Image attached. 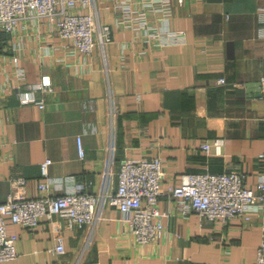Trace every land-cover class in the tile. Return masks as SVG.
<instances>
[{"label": "crops", "instance_id": "0c3cea01", "mask_svg": "<svg viewBox=\"0 0 264 264\" xmlns=\"http://www.w3.org/2000/svg\"><path fill=\"white\" fill-rule=\"evenodd\" d=\"M121 1L96 0L111 40L89 54L64 47L46 20L0 31V201L11 192L40 195L44 179L53 195L73 187L115 191L125 158L161 157L164 186L187 173L236 168L255 187L264 174V0H174L168 26L184 30L186 42L163 47L123 21ZM160 17L150 14L165 25ZM18 66L29 84L50 75L45 107L21 102ZM215 138L224 139L222 153L203 148ZM159 205L164 229L145 244L114 206H104L94 226H71L56 214L34 229L8 221L19 234L18 256L4 264L254 263L264 203L226 224L185 214L167 195ZM59 236L64 252L56 250Z\"/></svg>", "mask_w": 264, "mask_h": 264}, {"label": "built area", "instance_id": "2783aa9c", "mask_svg": "<svg viewBox=\"0 0 264 264\" xmlns=\"http://www.w3.org/2000/svg\"><path fill=\"white\" fill-rule=\"evenodd\" d=\"M120 4L123 21L132 25L144 40L158 47L186 42L184 30H172L168 26L174 0H122ZM151 13L161 14L165 25L154 23ZM25 20L48 21L61 38L62 45L78 54H89L99 44L104 48L111 40V26L101 22L96 0H0V31L16 32ZM14 60L18 62L19 57L15 56ZM17 76L20 82L16 89L21 102L45 107V94L53 89L50 75L29 84L24 68L18 66ZM261 83L264 92V76ZM223 144V138H215L204 142L203 148L208 153H222ZM78 148L80 158H84L81 136H78ZM261 155L264 157V153ZM51 162L48 158L42 163L45 178L49 175ZM165 176L164 162L159 156L125 158L121 161L119 185L115 191L92 193L73 187L53 195L49 191V182L44 179L38 182L40 195L27 197L11 192L6 200L0 201V264L18 256L19 234L8 231V221L34 229L45 218L56 214L67 219L71 226H94L104 206H114L124 213L136 240L145 244L157 241L164 229L166 212L159 205L162 195L175 200L185 214L197 212L223 224L239 217L248 218L250 206L264 203V174L255 187L249 186L246 174L236 168L187 173L177 184L167 186L163 185ZM24 182L21 180L19 184ZM58 239L56 250L64 252L62 236ZM253 264H264V241L258 247Z\"/></svg>", "mask_w": 264, "mask_h": 264}]
</instances>
